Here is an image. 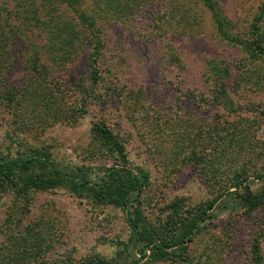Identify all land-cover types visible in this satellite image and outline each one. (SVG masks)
<instances>
[{
  "label": "rangeland",
  "instance_id": "374dc122",
  "mask_svg": "<svg viewBox=\"0 0 264 264\" xmlns=\"http://www.w3.org/2000/svg\"><path fill=\"white\" fill-rule=\"evenodd\" d=\"M15 1L0 0L12 21L22 17L20 35L0 49V158L40 151L62 172L96 180L118 162L95 130L106 123L130 168L150 174L142 206L158 239L175 241L180 217L208 208L214 217L184 257L140 264H264V205L248 212L233 194L264 192V60L254 49L220 35L202 0H79L78 13L62 5L53 15L41 0ZM216 1L230 32L251 43L264 34V25L255 31L262 0ZM27 11L53 16V31ZM83 15L104 42L98 86ZM20 189L0 182V264L141 257L120 208L67 188Z\"/></svg>",
  "mask_w": 264,
  "mask_h": 264
},
{
  "label": "trees",
  "instance_id": "16d2710c",
  "mask_svg": "<svg viewBox=\"0 0 264 264\" xmlns=\"http://www.w3.org/2000/svg\"><path fill=\"white\" fill-rule=\"evenodd\" d=\"M20 1H15V3L19 2L23 5L25 1L33 0ZM77 1L79 0H41L40 2L41 4L45 3V5L51 6L50 13L53 15V12H55L53 10H56L58 6L62 5H66L78 13L75 9ZM202 1L205 7L211 12L220 35L229 42L249 46L251 49H254L251 51L255 59L264 60L263 31L261 33L263 37H259L258 35L255 42L251 43V41H245L242 36L233 34L227 28V19L223 15L222 9L216 0ZM262 1L263 12L264 0ZM2 5L4 4L2 3ZM5 6L4 9L0 8V19H3L5 22L4 26L0 24V49L2 51H4L3 48H5L7 42L10 39L13 40L17 38L22 31L19 24L20 22H13L22 19V17L20 18L19 13H17L19 18L12 21L11 19L13 17L11 13H13V9H11L9 5ZM14 10L16 11V9ZM29 12L33 16L32 18L36 20L35 26L47 28L49 31L51 29L53 31L52 22L55 19L53 16L42 19L38 16H34L33 11H27L25 15L29 14ZM6 13L7 16L4 15ZM24 19L27 20L28 17ZM81 19L87 24V31L89 32L88 45L90 46L91 52L87 57V65L90 70V79L94 86H98L102 78L99 63L103 52L101 48L104 47L102 33L98 25L89 15H87V17L83 15ZM263 22L264 19L262 18L258 20L259 24L255 27L257 28L255 31L263 29ZM217 72L221 74L218 78V80H221V83L230 76L229 70H224V73L222 71ZM221 90L223 89H220V91ZM92 92H94L93 88ZM95 128L104 144L118 159L115 165L101 170L103 175L99 179L94 180L89 175H82L83 177H79L78 175H72L68 172L64 173L52 162H49L48 157L43 152L34 151L30 156L0 158V182H2L5 188H21V194H27L29 190L45 191L56 188H67L79 195H88L94 202L99 204H108L120 208L126 216V221L131 231L130 242L139 250L141 255V257L136 260L135 264H140L145 259L159 261L173 256L184 257L187 255L190 244L201 229V223L213 220L214 218L213 215H209V208L200 213L197 212L194 216L187 219L180 217L179 220L181 221V225L179 230L181 231L178 233V238L175 241L158 239L154 228L145 217L142 206V196L151 184L150 174L143 169H138L134 172L130 168L125 145L116 138L106 123H97ZM241 184V182L238 183L239 186ZM233 194L237 195L236 201L238 205L248 212L254 211L264 205V192L256 195L250 192L243 195H238V193ZM176 210L175 207V211ZM3 248L5 250L6 247Z\"/></svg>",
  "mask_w": 264,
  "mask_h": 264
}]
</instances>
